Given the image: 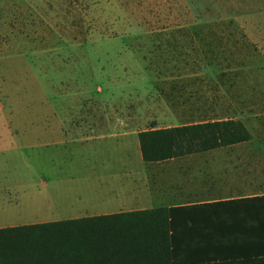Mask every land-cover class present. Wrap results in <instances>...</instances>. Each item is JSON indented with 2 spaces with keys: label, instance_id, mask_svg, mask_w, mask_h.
<instances>
[{
  "label": "rangeland",
  "instance_id": "obj_1",
  "mask_svg": "<svg viewBox=\"0 0 264 264\" xmlns=\"http://www.w3.org/2000/svg\"><path fill=\"white\" fill-rule=\"evenodd\" d=\"M127 105L142 111L133 129ZM163 110L170 123L188 110L242 120L252 139L210 152L230 155L243 193L264 191V0H0V226L55 218L25 208L52 180L172 169L180 160L144 163L137 135H122L165 124ZM105 114L123 122L87 140L61 132L60 120Z\"/></svg>",
  "mask_w": 264,
  "mask_h": 264
},
{
  "label": "trees",
  "instance_id": "obj_2",
  "mask_svg": "<svg viewBox=\"0 0 264 264\" xmlns=\"http://www.w3.org/2000/svg\"><path fill=\"white\" fill-rule=\"evenodd\" d=\"M137 139L141 159L157 163L248 142L252 134L230 117L150 127L138 131ZM253 239L264 245V191L1 227L0 264H189L217 247L240 249Z\"/></svg>",
  "mask_w": 264,
  "mask_h": 264
},
{
  "label": "crops",
  "instance_id": "obj_3",
  "mask_svg": "<svg viewBox=\"0 0 264 264\" xmlns=\"http://www.w3.org/2000/svg\"><path fill=\"white\" fill-rule=\"evenodd\" d=\"M195 27L194 24H172L164 26L163 29L172 28V30L179 33H187ZM171 96L176 97L179 100L178 102L182 103V94L172 93ZM121 106L117 105V108L122 110ZM117 108H115V113L119 114L121 111H118ZM181 110L183 111V109ZM88 112L86 110L84 113L86 117H88ZM125 112V123L122 124L133 129L136 121L142 118L140 115L141 108L136 105H127ZM161 112L166 116H155L153 119L159 120V118H162L166 123L161 125L152 123L151 127L163 128L210 120L208 118L202 120L194 118L196 111L188 110L187 114L192 117L191 120L189 118L182 122L170 123L171 120L175 119V112L169 110ZM90 117L87 120L79 119L67 122L60 120L63 136L66 133L73 134L78 140H87L96 135L102 136L103 129L116 127L118 121L112 123L106 114L104 116L91 115ZM144 119L147 120V117ZM121 122L123 121H118L119 124ZM137 132L127 130L122 132V135H137ZM110 135L116 136L117 134L112 133ZM58 142H61V140H58ZM221 156L218 157L217 154L212 152L186 154L163 161L169 163L175 159L180 160L171 163L174 164L172 169L161 168L152 172L150 170L144 171L143 173H137L127 168L111 173L102 170H87L76 179L70 178L71 182L77 180L76 184L63 179L52 180V183L43 186L42 193L38 194L36 192L28 196L29 203L25 205V208L31 210L32 207L40 205L47 208L51 215H55V218L35 220L24 224L144 209L153 206L169 207L208 203L236 197L239 194H252L243 193L235 183H231L229 172L231 169L236 170L237 165L228 163L231 160L230 155H226L227 157ZM190 158L199 159L202 162L192 164L184 161ZM218 160L227 161L218 164L213 162ZM17 213L21 214L20 211H17ZM26 215H32V213L28 212ZM16 225L23 224L12 223L0 226V228ZM244 238L246 241L250 240L249 237ZM253 241L256 242L240 243V249L231 248L228 251H222V247H217V253L210 256H194L189 264H264V245L259 239H253Z\"/></svg>",
  "mask_w": 264,
  "mask_h": 264
}]
</instances>
